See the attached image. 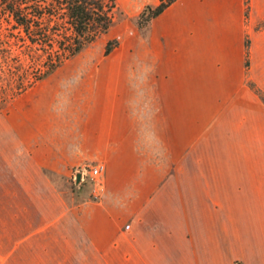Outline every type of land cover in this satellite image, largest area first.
Returning <instances> with one entry per match:
<instances>
[{"label": "crops", "instance_id": "obj_1", "mask_svg": "<svg viewBox=\"0 0 264 264\" xmlns=\"http://www.w3.org/2000/svg\"><path fill=\"white\" fill-rule=\"evenodd\" d=\"M115 2L137 17L160 0ZM263 20L264 0H175L149 22L161 161L140 143L123 52L98 68L78 127L27 132L11 210L31 218L39 253L73 264H264V125L244 123L252 99L245 39L249 78L254 69L264 84V25L253 28ZM226 116L234 120L220 140L207 123ZM90 158L105 163L100 198L68 204L50 174L70 177Z\"/></svg>", "mask_w": 264, "mask_h": 264}, {"label": "rangeland", "instance_id": "obj_2", "mask_svg": "<svg viewBox=\"0 0 264 264\" xmlns=\"http://www.w3.org/2000/svg\"><path fill=\"white\" fill-rule=\"evenodd\" d=\"M4 2L9 0H0V264H73L68 262L70 256H51L50 253L46 256L39 253L37 249L41 246L39 243L42 236L35 235V230L27 228L33 223L31 218L25 216L22 219L19 213L11 210L15 204H19V197L10 195L14 188L12 185L19 179L16 167L26 155L27 132L32 136V133H41L47 128L60 131L67 127L72 130L81 124L90 107L94 84L99 77L98 68L105 61L115 62L121 60L120 57L124 58L118 55L121 52L128 56L132 67L130 84L134 97L129 107L135 124L141 127L140 143L155 159H163L164 150L153 131V91L149 84L150 70L144 51L147 47V28H139L136 17L117 14L115 22L106 33L100 34L76 56L65 60L49 76L38 79L36 77L42 67L38 60L27 55L23 32L5 9ZM263 25L264 20L254 24L253 28L258 30ZM112 39H116L118 44L110 54L105 55L106 43ZM245 47V62L249 66L248 39H245ZM248 66H245L246 85L252 92L249 101L251 115L244 123L264 125V103L255 92L258 89L264 93V84L256 82L254 69V78H249ZM217 119H221L219 123L214 122ZM233 120L232 116L214 117L211 119L213 122L207 123V126L215 130L213 136L227 140L226 131ZM33 137L31 142L36 141L35 135ZM93 163L90 158L75 168L81 173L77 182L75 169L67 178L50 174L63 191L68 204L84 199L99 200L102 191L94 193L92 181L87 174H82Z\"/></svg>", "mask_w": 264, "mask_h": 264}, {"label": "trees", "instance_id": "obj_3", "mask_svg": "<svg viewBox=\"0 0 264 264\" xmlns=\"http://www.w3.org/2000/svg\"><path fill=\"white\" fill-rule=\"evenodd\" d=\"M174 1L160 0L157 6H145L136 17L138 27L148 28L149 22ZM4 6L23 32L27 55L42 67L38 79L49 76L65 60L82 52L111 28L115 15H123L115 0H9ZM117 44L116 39L109 40L104 54ZM255 92L264 103V93L258 89Z\"/></svg>", "mask_w": 264, "mask_h": 264}, {"label": "built area", "instance_id": "obj_4", "mask_svg": "<svg viewBox=\"0 0 264 264\" xmlns=\"http://www.w3.org/2000/svg\"><path fill=\"white\" fill-rule=\"evenodd\" d=\"M105 171V163L103 161H94L93 164L89 165L88 170L82 172V174H87L89 179L92 181L94 188V193H100L103 188V174ZM82 175V176H83ZM99 195V194H98Z\"/></svg>", "mask_w": 264, "mask_h": 264}, {"label": "water", "instance_id": "obj_5", "mask_svg": "<svg viewBox=\"0 0 264 264\" xmlns=\"http://www.w3.org/2000/svg\"><path fill=\"white\" fill-rule=\"evenodd\" d=\"M80 175H81L80 172H77V173H76V182H77V180L79 179Z\"/></svg>", "mask_w": 264, "mask_h": 264}]
</instances>
